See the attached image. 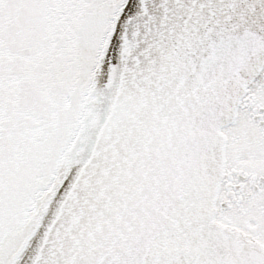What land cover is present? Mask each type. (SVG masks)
I'll return each instance as SVG.
<instances>
[{
    "label": "snow or ice",
    "instance_id": "snow-or-ice-1",
    "mask_svg": "<svg viewBox=\"0 0 264 264\" xmlns=\"http://www.w3.org/2000/svg\"><path fill=\"white\" fill-rule=\"evenodd\" d=\"M0 264H264V0H0Z\"/></svg>",
    "mask_w": 264,
    "mask_h": 264
}]
</instances>
